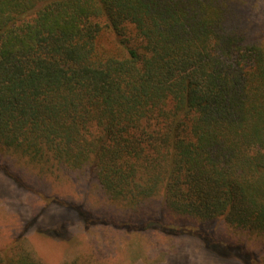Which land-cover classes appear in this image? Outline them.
Wrapping results in <instances>:
<instances>
[{
  "label": "trees",
  "instance_id": "16d2710c",
  "mask_svg": "<svg viewBox=\"0 0 264 264\" xmlns=\"http://www.w3.org/2000/svg\"><path fill=\"white\" fill-rule=\"evenodd\" d=\"M242 4L0 0V172L44 206L72 205L44 189L85 175L122 225L161 226L157 202L264 238V36ZM0 264L44 263L19 234Z\"/></svg>",
  "mask_w": 264,
  "mask_h": 264
},
{
  "label": "rangeland",
  "instance_id": "374dc122",
  "mask_svg": "<svg viewBox=\"0 0 264 264\" xmlns=\"http://www.w3.org/2000/svg\"><path fill=\"white\" fill-rule=\"evenodd\" d=\"M242 3L247 29L252 34L262 31L264 36V0ZM30 187L17 186L0 172V241L21 234L29 250L44 264H256L254 259L264 264V238L235 230L221 219L199 221L170 215L156 202L149 210L164 224L142 228L140 220L122 225L121 209L113 210V215L101 213L109 205L85 175H64L44 189L45 195L72 201L69 206L55 200L45 206L46 200L38 204ZM86 209L93 214L88 220L82 214ZM166 225L172 228L162 231ZM202 228L233 246L243 243L259 259L226 247L222 239L215 249L208 248L197 234ZM52 230L63 235L55 236Z\"/></svg>",
  "mask_w": 264,
  "mask_h": 264
}]
</instances>
